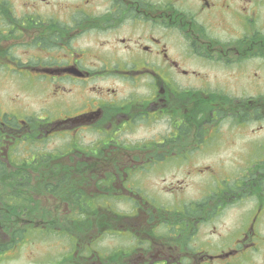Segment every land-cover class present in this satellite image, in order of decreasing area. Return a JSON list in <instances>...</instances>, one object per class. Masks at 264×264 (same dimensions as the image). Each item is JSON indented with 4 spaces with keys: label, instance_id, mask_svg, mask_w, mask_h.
I'll return each mask as SVG.
<instances>
[{
    "label": "flooded vegetation",
    "instance_id": "obj_1",
    "mask_svg": "<svg viewBox=\"0 0 264 264\" xmlns=\"http://www.w3.org/2000/svg\"><path fill=\"white\" fill-rule=\"evenodd\" d=\"M1 78L0 264H264V0H0Z\"/></svg>",
    "mask_w": 264,
    "mask_h": 264
},
{
    "label": "rangeland",
    "instance_id": "obj_2",
    "mask_svg": "<svg viewBox=\"0 0 264 264\" xmlns=\"http://www.w3.org/2000/svg\"><path fill=\"white\" fill-rule=\"evenodd\" d=\"M45 84L39 86L23 88L19 85L18 79H13V83H4L3 78L0 79V108L9 109L7 106L13 102L17 103V108L23 112L25 116L28 112L38 111L41 107L43 98L45 97ZM12 99V100H11ZM8 101V102H7ZM22 115V113H21ZM64 138V137H63ZM66 139H53L52 147H63Z\"/></svg>",
    "mask_w": 264,
    "mask_h": 264
},
{
    "label": "trees",
    "instance_id": "obj_3",
    "mask_svg": "<svg viewBox=\"0 0 264 264\" xmlns=\"http://www.w3.org/2000/svg\"><path fill=\"white\" fill-rule=\"evenodd\" d=\"M2 165H3V166H5V164H4V163H3Z\"/></svg>",
    "mask_w": 264,
    "mask_h": 264
}]
</instances>
